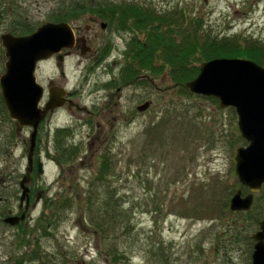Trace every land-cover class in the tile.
Segmentation results:
<instances>
[{
	"label": "rangeland",
	"instance_id": "1",
	"mask_svg": "<svg viewBox=\"0 0 264 264\" xmlns=\"http://www.w3.org/2000/svg\"><path fill=\"white\" fill-rule=\"evenodd\" d=\"M72 1L0 0L2 11L9 15L3 23L8 29L14 19L20 24L19 34H31L47 22L65 21L62 18L73 11L70 8H76ZM83 1L99 2V12L88 5L81 13L72 12L78 16L65 22L80 25L82 35L97 37L98 32L102 38L95 47L111 44L109 51L99 62L85 58L78 65L77 57L68 60L66 79L54 59L39 63L36 76L46 88L50 77L79 88L78 102L97 115L76 110L57 120L58 125L68 126L61 140L70 145L64 154V168H69L58 183L54 182L57 170L50 171L48 179L53 189L61 183L68 188L66 209L48 228L47 219L38 218L41 202L24 235L5 234L0 264H24L23 257L31 254L34 260L27 257L26 264H252V236L264 217L258 222V216L230 209L232 197L242 187L235 170L237 149L247 145L235 108H221L219 100L182 88L169 68L155 75L143 70L142 75L153 79L124 89L126 96L120 101L116 97V105L107 103V95L117 94L121 69L130 61L127 51L136 44L127 37L150 34L149 29L122 25L118 17L123 8L174 15L179 21L185 15V25L198 24L201 40L240 37L264 45V0ZM101 5L114 8L113 26L102 15ZM89 15L100 19L97 25L87 19ZM125 16L124 20L132 21V14ZM102 23L111 25L103 30ZM87 25L92 26L90 32L85 30ZM5 61L0 47V75ZM146 101L152 106L139 111ZM100 122L99 135H106L109 144L89 145L92 136L98 135ZM30 133L28 128L17 130L0 87V162L16 161L24 167ZM55 134L54 127L43 125L37 139L42 155L48 152V144L52 152L55 149ZM103 170L108 173L101 179ZM242 190L244 196L250 192L247 187ZM262 194H255L254 203ZM261 202L264 214V197ZM119 253L125 256L117 258Z\"/></svg>",
	"mask_w": 264,
	"mask_h": 264
},
{
	"label": "water",
	"instance_id": "2",
	"mask_svg": "<svg viewBox=\"0 0 264 264\" xmlns=\"http://www.w3.org/2000/svg\"><path fill=\"white\" fill-rule=\"evenodd\" d=\"M106 26L102 23V27ZM1 38L8 58L6 71L0 76L3 100L11 118L18 121L19 129L33 128L32 154L40 122L50 109L63 104L59 100L64 95V90L52 89L51 100L45 108L40 107L44 86L37 80L38 63L72 48L75 31L69 22H47L29 35L6 33ZM62 58L60 54L57 59ZM199 69V74L184 86L193 93L215 97L221 108L234 107L237 112L239 129L247 145L237 149L235 170L242 187L232 197L230 209L249 211L255 194L264 186V66L250 59L222 57L202 62ZM150 105L146 101L138 110L146 111ZM243 187L250 190L245 196ZM252 238L255 240L252 264H264V219Z\"/></svg>",
	"mask_w": 264,
	"mask_h": 264
},
{
	"label": "flooded vegetation",
	"instance_id": "3",
	"mask_svg": "<svg viewBox=\"0 0 264 264\" xmlns=\"http://www.w3.org/2000/svg\"><path fill=\"white\" fill-rule=\"evenodd\" d=\"M70 5L80 8V5L78 4L71 3ZM88 5L89 6L93 5L95 7V11L99 12L100 3L99 2L96 3L95 1H91L89 4L84 1V5L81 6L80 11L87 9ZM2 10L3 8L0 7V41H1L0 47L6 58L5 61V71H6V62L8 58L6 57V48L3 45L1 37H3V35L6 33H10L14 36H25L29 34H24V35L19 34L20 32L18 33V28L20 27V24H17V22L14 19L12 24H10L11 26H9L8 29H6L5 28L6 24L3 22L6 20V18H8L9 15L5 14V12ZM73 15L78 16V14H73ZM87 19L92 24L95 25H97L98 24L97 22H99L100 20L99 18L94 17L93 15H89ZM111 24L107 23L106 27H102L101 24V28L103 30H106L108 26H110ZM113 25L114 24H112L111 26ZM74 26L72 25L75 31V44L72 48H66L61 51L60 54L63 55L62 60L60 61L57 59L60 54H55L49 59L42 60L41 62H39L42 63L52 59L56 60V65L59 69V73L62 76V79L67 78L65 70L68 60L77 57L78 65H80L83 62V59L85 58L94 59L96 62H99L106 55V53L110 49L109 47L111 46V44L108 43L109 45H105L103 48L99 45H96L95 47L94 43L97 42L98 40H101L102 38V37H98L99 36L98 32L95 34L97 37H91L87 34L82 35L79 34L81 31V26L80 25H74ZM85 30L87 32H90L92 30V26L87 25L85 27ZM115 38H119V37H112V39ZM127 39H129L130 41H139L144 43L145 45L146 42L148 41V37H127ZM118 45H119V41H118ZM127 52L128 54H130V51ZM141 79L151 80L150 77H148L147 75L139 76L138 80ZM119 83H120L119 86L116 87L117 94L109 93L107 95L109 98V101L107 102L108 104L116 105L118 103V101L117 102L115 101L116 97L120 101V99L126 96L124 93V89L130 87L133 83L136 82H133L130 79L123 80V78L121 77V81ZM152 83L155 84L154 80H152ZM56 88H58L59 90L60 89L64 90L63 91L64 95L59 100L63 104L53 109H50L48 111L46 118L42 120L38 126V135L42 131L44 124L48 123L50 130L53 127L55 128V132H56L55 136L57 135L58 138H56L55 140L53 139L55 145V149L53 147V152L51 151L50 146L48 144V148H47L48 152L45 151V155H42L41 150L37 148L38 144L36 141V146L32 154H30L31 149L29 146L27 162L24 167H22L21 164L16 161L0 162V246H3L5 234H12L13 236H17V232L18 234L19 232H21L24 235V233L31 228L29 226L31 225V222L34 220L33 213L36 212V210L39 208L41 202H43V204L41 205V213L38 218L47 219L48 228H52V226L56 224L57 217L63 214L64 210L66 209L65 203H67L68 200V188L64 187V184L61 183L59 187L53 189L52 182L48 179L49 172L57 170L56 173L57 179H54V182L58 183L60 179L64 178L65 171L67 168H69L68 166L66 169L64 168V166H66L64 164L65 162L64 154L70 145L68 146V143L64 142L65 139L61 140L64 135V132H67L68 126L58 125L57 120L68 111L82 110L85 111L88 115H90V113L97 115V113L88 110V107L86 105H81V103L78 102L80 95L79 88L70 87L68 86V83L66 81L59 80L57 77H50L47 88L44 86V97L40 103V107L45 108L47 103L51 100L50 90ZM151 106L152 103L150 107ZM6 111H8L7 107H6ZM100 115L102 114H99V116ZM104 116L106 115L104 114ZM106 117L110 119L108 116ZM113 117L115 120L117 119V115H114ZM87 119L88 118L84 117V120ZM12 121L15 123L17 130H21L18 128L19 125L18 121L14 119H12ZM52 123L53 126H51ZM100 124L101 122L99 123V127H98L99 128L98 135L92 136L89 145L92 143L94 144L98 141H100V146L101 145L107 146L109 144L110 140L106 135L103 137L99 135L101 133ZM24 128L30 129L31 132L33 130L32 127H23L22 129ZM38 135H37V139H38ZM53 141H51L50 144H53ZM63 142L65 144H63ZM29 143H30V138H29ZM72 146L75 145L72 144ZM81 164H83V160L81 161ZM63 171L64 174L62 173ZM10 230L13 231L11 232ZM27 257L32 258V261L34 260V256H32V254ZM27 257H23V260L21 262L26 264L28 261Z\"/></svg>",
	"mask_w": 264,
	"mask_h": 264
},
{
	"label": "trees",
	"instance_id": "4",
	"mask_svg": "<svg viewBox=\"0 0 264 264\" xmlns=\"http://www.w3.org/2000/svg\"><path fill=\"white\" fill-rule=\"evenodd\" d=\"M71 10L78 13L80 8H70ZM71 13L70 15L66 14L62 20L69 21V17H76ZM101 13L111 23L117 19L114 8L111 6L101 5ZM125 13L132 14L131 22L124 20L126 18ZM118 19H123L121 21L122 25L150 30L146 45L139 41H135L136 44H133L134 48L129 54L130 61L121 69L123 80L130 79L137 83L143 80H138L143 70H149L151 75H155L157 71L169 68V74L173 80L182 88H186L184 84L194 79L200 71L198 63L214 57L252 59L264 66V45L254 43L250 39L241 40L240 37H223L219 39L208 36L201 40L198 24H195V27L185 25L188 23L185 15L179 21L174 15H157L154 11L143 12L140 8L130 6L123 8V12H121ZM155 61L161 62L160 65L157 66V63H154ZM149 75L147 76L149 77ZM150 79L153 78L150 77ZM211 98L218 101L215 97ZM107 173L103 170L100 172L99 177L102 179ZM262 191L264 192V186ZM90 196L91 194H89L88 201L93 204L94 201ZM263 197L264 194L260 195L258 202L253 204L254 208L260 210L258 213L254 212L253 207L249 211L241 213L254 217L258 216L256 219L259 222L264 217L260 209L262 206L260 200ZM122 256L125 255L123 253L117 254V258L122 259Z\"/></svg>",
	"mask_w": 264,
	"mask_h": 264
},
{
	"label": "bare ground",
	"instance_id": "5",
	"mask_svg": "<svg viewBox=\"0 0 264 264\" xmlns=\"http://www.w3.org/2000/svg\"><path fill=\"white\" fill-rule=\"evenodd\" d=\"M72 3L80 5V9H81V6L84 5V1L83 0H73Z\"/></svg>",
	"mask_w": 264,
	"mask_h": 264
}]
</instances>
